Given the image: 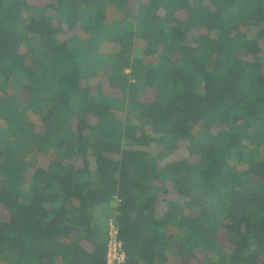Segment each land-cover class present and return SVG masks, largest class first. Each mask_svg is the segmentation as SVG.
I'll return each instance as SVG.
<instances>
[{"label": "trees", "instance_id": "1", "mask_svg": "<svg viewBox=\"0 0 264 264\" xmlns=\"http://www.w3.org/2000/svg\"><path fill=\"white\" fill-rule=\"evenodd\" d=\"M0 213V264H264V0H0Z\"/></svg>", "mask_w": 264, "mask_h": 264}, {"label": "built area", "instance_id": "2", "mask_svg": "<svg viewBox=\"0 0 264 264\" xmlns=\"http://www.w3.org/2000/svg\"><path fill=\"white\" fill-rule=\"evenodd\" d=\"M118 226L115 218L110 220L105 264H121L125 261V252L118 239Z\"/></svg>", "mask_w": 264, "mask_h": 264}, {"label": "rangeland", "instance_id": "3", "mask_svg": "<svg viewBox=\"0 0 264 264\" xmlns=\"http://www.w3.org/2000/svg\"><path fill=\"white\" fill-rule=\"evenodd\" d=\"M37 2H39V3L41 4V3L43 2V0H37ZM96 83H97L96 79L90 80V84H91L92 86H95ZM1 215H2V214L0 213V216H1Z\"/></svg>", "mask_w": 264, "mask_h": 264}]
</instances>
